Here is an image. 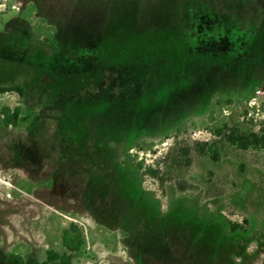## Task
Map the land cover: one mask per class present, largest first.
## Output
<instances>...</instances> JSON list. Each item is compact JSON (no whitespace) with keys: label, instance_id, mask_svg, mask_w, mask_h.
Returning a JSON list of instances; mask_svg holds the SVG:
<instances>
[{"label":"rangeland","instance_id":"obj_1","mask_svg":"<svg viewBox=\"0 0 264 264\" xmlns=\"http://www.w3.org/2000/svg\"><path fill=\"white\" fill-rule=\"evenodd\" d=\"M16 86L0 264H42L72 224L73 264H264V151L194 149L264 126V0H0V87Z\"/></svg>","mask_w":264,"mask_h":264},{"label":"trees","instance_id":"obj_2","mask_svg":"<svg viewBox=\"0 0 264 264\" xmlns=\"http://www.w3.org/2000/svg\"><path fill=\"white\" fill-rule=\"evenodd\" d=\"M226 20H224L225 22ZM230 24V23H229ZM232 26L235 25H226L228 27V31H232ZM230 28V29H229ZM233 32V31H232ZM192 41V40H191ZM47 45L50 48H53L54 45L52 42H47ZM56 51V50H55ZM27 54V51L25 52ZM6 54H8L6 52ZM8 56V55H7ZM19 55L17 57L11 58L12 60L19 59ZM7 92H17L21 96L25 93V88L23 86L16 87H0V94ZM2 124L4 127H15L17 128L21 122H25L26 119L22 117V110L19 106L15 108L4 107L1 111ZM213 139L206 142H197L194 145V149L200 156H205L210 154L212 159L215 161L218 160L219 155L216 151L217 144L223 143L228 144L230 146L236 147L239 150L247 151L249 149L261 150L264 151V126L260 127L257 132H245L239 127L230 126L228 124H224L221 127L215 128L212 130ZM186 154H189V151H185ZM181 159L185 161V163L190 164V160L186 157ZM152 174L156 175L158 172L152 171ZM180 191L184 192L185 188L183 185H179ZM240 227L236 224H232V229L236 230ZM84 238L82 232L77 228L75 224L71 225V228L65 230L64 234V245L65 251L58 252L55 250H48L45 261L42 264H73L74 259L77 255L80 254L83 246H84ZM9 264H25L24 259L18 255H11L8 260Z\"/></svg>","mask_w":264,"mask_h":264},{"label":"flooded vegetation","instance_id":"obj_3","mask_svg":"<svg viewBox=\"0 0 264 264\" xmlns=\"http://www.w3.org/2000/svg\"><path fill=\"white\" fill-rule=\"evenodd\" d=\"M130 81V83L132 84V81L131 80H129Z\"/></svg>","mask_w":264,"mask_h":264}]
</instances>
